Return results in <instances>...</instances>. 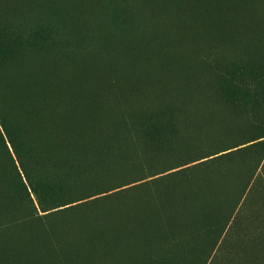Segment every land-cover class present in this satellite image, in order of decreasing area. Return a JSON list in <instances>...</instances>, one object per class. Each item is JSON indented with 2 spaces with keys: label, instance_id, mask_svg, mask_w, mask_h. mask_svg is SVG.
Returning a JSON list of instances; mask_svg holds the SVG:
<instances>
[{
  "label": "rangeland",
  "instance_id": "1",
  "mask_svg": "<svg viewBox=\"0 0 264 264\" xmlns=\"http://www.w3.org/2000/svg\"><path fill=\"white\" fill-rule=\"evenodd\" d=\"M75 1L0 0V36L19 34L24 42L8 58L12 63L18 58L17 71H3L11 64L0 58V78L17 77L31 67L38 75L48 67L68 77L90 61L103 77L100 68L113 74L119 61H135V50L144 52L156 32L148 1L139 0L141 9L137 0ZM221 1L214 0L218 8L226 5ZM258 7L254 15L263 21L252 19L264 25V2ZM250 14L242 15L248 21ZM232 15L235 22L241 17L247 23ZM231 18L227 24H235ZM249 22H238L245 28L238 24L240 35H233L240 40L238 51L231 39L234 47L228 42L221 52L216 49L220 57L212 50L221 44L209 49L200 42L206 50L191 42L198 49L190 44L185 57L166 54L155 65L141 66L165 77L173 72L175 78L134 89L108 132L114 140L109 162L115 167L93 166L101 173L93 167L81 174L64 168L50 172L33 161L0 95V113L18 145L16 152L6 135L0 139V190L8 203L0 211V264H264V27L257 23V30ZM235 26L226 29L236 32ZM247 28L256 35L245 34ZM241 29L252 37L245 36L249 43ZM237 42H252L255 49ZM128 54L133 58L126 59ZM196 65L210 70L200 89H194L191 76ZM242 74L262 78L256 102L227 94L230 75Z\"/></svg>",
  "mask_w": 264,
  "mask_h": 264
},
{
  "label": "bare ground",
  "instance_id": "2",
  "mask_svg": "<svg viewBox=\"0 0 264 264\" xmlns=\"http://www.w3.org/2000/svg\"><path fill=\"white\" fill-rule=\"evenodd\" d=\"M76 1L74 2L75 4L80 2V0H79V2L78 1L76 2ZM145 1L150 2V4L152 5V12H154V13H152V15H153L154 18H156V27H157L156 32L157 33L154 31L153 34L150 37L147 38L146 43H147L148 46H146L147 49L144 52L141 51V50H138V52H137L135 50V53L136 52L137 53H136V55L134 53L135 58L132 57L133 59L129 57V54H128V57L125 56L126 59L130 58V59L135 60V61H129L128 60L129 62H127L126 59H124V62L126 61L125 63L119 61L118 62L117 69H116V71L113 74L110 73V72H107L106 73V70L104 72L103 69L100 68L101 73L104 74L103 77L100 75V73L97 71L96 68L95 69L92 68L95 65V62H92V61H90L91 63L89 65L86 62L87 64L85 65V67L83 68V70H81V68H80L81 72H79L78 74L75 73L73 75L70 73V75L68 77L58 76L56 74H53L52 71H50L51 73L47 72L46 74L45 73H40V75L37 74L36 78H33V79H36L37 80V82L35 80V83L38 86V88H39L40 91H38V93H37V88H35L34 92L35 91L36 92L34 93V96L36 94L37 96L41 97L42 99H40L38 97V99H40V100H37V101L34 100V99L32 100L34 102V104H35V102H38L37 104L39 105V108H38V106L35 107L36 108L35 111L32 110L33 112L31 111V109L29 110L28 108H27L28 112H27L26 109H23V108H26V107H29V108L31 107L32 109L34 108L31 105L32 103H29L30 101L28 103L31 106L30 105L28 106V103L25 102V101H28V100H24L25 98H28V95H29L30 91H33L32 90L33 88H30L31 90L28 92V90H26V89H29V87L28 88L25 87V90L27 91L25 95L27 97L24 96L25 98L23 97V99L21 98L22 96L20 97L19 94L17 95V93H16V96H15V99L14 100L21 98V103L23 102L22 105H24V107L22 108V110L23 111L26 110V112H27L24 115V113L22 112V110L20 111L21 108L20 109L17 108L18 107V105H17V107L14 108L15 111H16V109H18L19 112H20V114L23 113V115H24V116L23 115H20L19 113L16 112L18 114V116H21V117H19V119H23L24 117L26 118V120L27 119H30V118L35 119L34 117L40 118V120L38 119L40 123L38 122V120L37 121L35 120V122L34 121L33 122L34 123L38 122V124H40V127L37 124L36 125L39 128L47 131L46 132L47 133L46 135H43V134H41V135H42L43 139H45V144H44L45 146L44 147L46 149H48V153H49V150L51 152L53 151L54 154L55 153L58 154V157L59 158H60L59 154L62 153L60 155H62L63 157L66 156L65 158H67V156L69 158H71V160H72V158H74L75 160H73V161H77L76 158H78L80 160L81 157H86L88 159L89 155L90 154H93L91 156H94V159L93 160H95V158H96L95 156L100 153V151H98L97 148H99L100 145L105 140L107 141V139H108L107 136L110 137V134L108 135V132H109V128L112 126L111 123H114L115 124V121L114 122L112 121L113 119H115V116H117L115 114L117 113V111L123 105L124 106L126 105L125 103H127L130 100L131 96L134 93V89H141L145 85L146 86H149V85L152 86V84H156L159 81L165 80L167 82V80L169 81V80H171V79L173 80L175 78L173 72L170 75H168V77H165V76H163L161 74L155 73L154 70H152V69L149 70L150 68H148V69H144V67L141 68L142 65L147 64V65L151 66L150 65L151 63H153L155 65V63L158 62V60L160 59V57L163 56V55H166V54L171 55V58L172 59L173 58H178L177 55H180V56H184L185 57L186 56V55H184L186 53L185 51H187V49L190 47L191 42H193L194 44L195 43H198L199 44L200 42H202V43H204V45L205 44L208 45L207 47H209V49H210V45L212 46V44H215V46H216V44H218V45L221 44L220 45L221 47H215V49L212 48V49H214L212 51L215 52V53L214 52H212V53L213 54H216L219 51L221 52L222 51L221 48H223L222 45H226L228 42L230 44H232L231 42L233 40H234L233 43H235L236 41H238V42L240 41V40H238L236 38H237V36L239 34V29H237V26L241 25L238 22H241L242 23V21H243V23H244V20H241L240 19L241 18L240 16H242V19L244 18V16L242 14H244L246 16V14L252 13V14H250L249 17H246V18H248V21L244 18L247 21V23L249 21H250L249 23H251L255 19H256V21H258V18L261 21V18L259 16V13H258V17H256L254 14H256V12H258L257 7L258 6H262L263 5V2H264L263 0H226V2H225V0H223V2H224L223 3L220 0L223 4H226V5L223 6L222 3L220 2L223 7L218 8L219 6H216V5L219 3V1H218V3H216L217 1L214 2V0H213L214 3L212 2L213 4L210 3L211 5H214V6H211V7L203 6V4H205L203 2H207L209 0H206V1H203V2H201L202 0L201 1L200 0L199 1L198 0H142L141 4L143 2H145ZM209 2H208V4H209ZM218 5H220V4H218ZM4 6L7 7L8 4L4 3ZM254 7L256 8V11H254L255 13L252 12V9ZM258 9H260L259 11H262V8H259L258 7ZM236 12H237L238 15H235L234 14ZM232 14H234V16ZM231 15H232V17H236V16H239L240 15L239 16L240 18L238 19L239 21L236 20V22H235L234 18L233 19L231 18ZM252 15L255 16L254 17V20L252 19V17H253ZM229 17L231 18V20H234L235 24L237 23L236 26H235V24L233 23V21H231V23L229 22V24H232L237 29L236 32H235V30L233 32L231 31L233 34L230 32V28H229V27H232L231 25L226 29V27L229 25V24H227L228 23L227 21H228ZM236 19H237V17H236ZM245 23L243 24V26L245 25ZM257 23L259 24L260 22H257ZM257 23H255V21H254V24H256L255 27L257 26ZM251 24H253V22ZM260 24H262V23H260ZM248 26H249V24H248ZM250 26H249V28L253 27V26H251V27ZM257 27H259V26H257ZM263 27H264V25H263ZM244 28L245 27H243V29ZM249 28H247L248 29L247 30L248 32H246V30H245V34L246 33H249V32L251 34V31H249ZM254 28H252V29H254ZM243 29H241L240 32L241 33L243 32V34H244V30ZM257 30H258V28H257ZM253 32L255 34V31H253ZM253 32H252V34H253ZM235 33H237V36L235 38L236 40L235 39L232 40V38H234L233 35ZM245 34H244V36L242 35V38L244 37L243 39H245L247 41V39L249 38V35L250 34H247V35H245ZM252 34H251V36H252ZM262 35H261L260 38H262V37L264 38V36H262ZM245 36H248V38L245 37ZM252 37H251V39L250 38L249 39L252 40ZM156 38H158V39H156ZM240 39H241V37H240ZM245 40H244V42H245ZM255 40H256V38H255ZM259 40L260 39H258V45H259ZM262 40L263 39H261V42H262ZM117 42H118V40H117ZM122 42L120 41V44ZM247 42H245V43H247ZM202 43H200L199 45H202V47L204 48V46H203ZM229 43H228V46H230ZM241 43H243V42H241ZM241 43L240 44L238 43L239 44V47L242 46ZM120 44H119V46H120ZM194 44H191V45L193 46ZM262 44H264V42ZM199 45H196V46H199ZM247 45L250 46V47H253L252 49H255L254 44L252 45V42H251L250 45L249 44H246L245 45L246 46V49H248ZM187 46H189V47H187ZM192 46H191V48H192ZM196 46H193V48L196 47ZM228 46H226V47L228 48ZM231 46H233V44ZM202 47H200V49ZM213 47H214V45H213ZM250 47H249V50L251 49ZM196 48H194V49H196ZM217 48H218V50L219 49H221V50L218 51V50H216ZM227 48H225V49H227ZM234 48L235 49L236 48L238 49L237 44H236V47H234ZM261 48L263 49V47H261ZM123 49H125V48H123ZM204 49L208 50L207 48H204ZM237 49H236V51L240 50L241 48L238 49V50ZM259 49H260V46H259ZM196 52H197V50H196ZM200 52H201V54L203 53V51H201V50H200ZM240 52H242V51H240ZM193 53H195V50H194ZM130 54H131V52H130ZM195 54L197 55V53H195ZM206 54H209V53L206 52ZM221 54L222 53L218 54L219 56L217 55V57H220ZM197 56H199V55H197ZM212 56H215V55H212ZM199 57H201V56H199ZM207 57H206V59H208V60L211 58V57H208V58ZM201 58H203V57H201ZM214 58L215 57H212L211 59L213 60ZM203 59H200V60L203 61ZM217 59H215V60H217ZM198 60H199V58H198ZM204 62H205V60H204ZM219 62H220V60H219ZM200 63L201 62H199V64ZM215 63H217V61H215ZM169 64L172 65L173 64L172 61L169 62ZM198 65H196V67H194L195 70H192V73H191V76L194 77V84H193L194 85V89H197V88L200 89V87H201L202 84L199 85V83L201 82V80H202L201 83H203V80H206V82H207V80L209 79V78H207V76H206L207 74L205 72V71H207V68L205 69L203 66H201V67H203L205 69L204 71H202L203 68L201 69ZM209 65H212V64L209 63ZM213 65H216V64H213ZM118 67L119 68H122L123 70L122 69L120 70ZM198 67L201 70H199ZM209 72H210V70H209ZM209 72H208V77L210 75ZM192 81H193V78H192ZM33 83H30V84L32 85ZM30 84H29V86H31ZM10 85H9V87L7 86L8 87L7 89H10ZM36 85H35V87H36ZM27 86H28V84H27ZM175 86H176V83H175ZM202 86H204V83H203ZM11 88H13V87H11ZM194 89H192V90H194ZM13 90H15V89H12V91ZM202 90H204V89H202ZM210 90H211V88H210ZM213 90H215V89H213ZM10 91H8V92L10 93ZM12 91H11V93L13 94V92H15V91H13V92ZM23 93H25V92H23ZM197 93H200L199 90L197 91ZM216 94H217V91H216ZM14 95H13V97H14ZM20 95H21V93H20ZM196 95H198V94H196ZM211 95L212 94H210V96ZM11 96L12 95H10V99H11ZM17 96L19 98H17ZM29 98H30V95H29ZM211 98L209 100H207V102L208 101H212L213 98H212V100H211ZM43 99H44V101H43ZM12 101H13V99H12ZM19 101L20 100H18V103H20ZM39 101H40V103L43 101V103L39 104ZM21 103H20V105H21ZM24 103H26V105ZM118 113L120 114V112H118ZM22 116H23V118H22ZM25 118H24V121H25ZM195 120H197V119H195ZM198 121L199 120H197L195 122L198 123ZM204 121H207V120H204ZM195 122L193 121L194 124H195ZM199 122L201 123V120ZM29 124H31L30 126L33 125L32 122H30ZM194 124H192V126ZM202 124L204 125V123H201V125ZM205 124H206V122H205ZM34 125L32 127L35 128V130H37L38 127L36 125L34 127ZM23 126L25 127L26 124L25 125H22V127ZM27 126H29V125H27ZM195 126H197V124H195ZM195 126H193L194 129H196ZM32 127H31V130H32ZM36 127H37V129H36ZM187 127H188V129L189 128L191 129V127H189V126H187ZM202 127L200 129L197 126V128L200 129V130H202V131L206 130V129H202ZM204 127H206V126H204ZM214 128H215V130H217L215 126H214ZM26 129H27V127H26ZM28 129H30V127ZM194 129H192V130H194ZM192 130H191V132H192ZM188 131L190 132V130H188ZM188 131H187V133H188ZM193 132L195 133V130ZM197 132H199V131H197ZM210 132H211L210 134H212V131H210ZM200 133H202V132H200ZM200 133H199V135L201 137L202 134H200ZM207 133H208V131H207ZM117 134H120V133H117ZM191 134L193 135V133H191ZM114 135H115V133H114ZM178 136H177V138H178ZM204 136L205 135H203V138H204ZM37 137H38V141H40L41 138H42L41 136L40 137L37 136ZM114 137H116V135ZM208 137H209V135H208ZM112 138H113V135H112ZM190 138L193 139V136L190 137ZM195 138L197 139V137H195ZM116 139H115V141H116ZM186 139L188 140V138H186ZM110 140L108 141V143L106 145H108V144L111 145L110 143L114 141V140L113 141L111 140V142H110ZM35 141L37 142V140H35ZM119 143H121V141ZM37 144H38V142H37ZM39 145L42 147V145L40 143H39ZM106 145H103V146H106ZM123 145H122V147H123ZM125 145L128 147L127 144H125ZM103 146H101V147H103ZM122 147H120L121 150L124 149ZM32 148H35V150H37L36 149L37 148L36 146L35 147H32ZM110 148H112V147H110ZM117 148H118V146H117ZM120 148L117 149V151L120 150ZM46 149H45L44 153L46 152ZM104 149H106V148H104ZM39 150L41 151L42 149H39ZM96 150L99 153L95 152ZM101 150H103V148H101ZM127 151H130V150H128V148H127ZM36 152H39V151H35V153ZM94 152H95V154L96 153L97 154L94 155ZM54 154L52 153V156ZM56 154H55V157L57 156ZM33 155H34V153H33ZM50 155H47V156L49 157ZM91 156L89 158H91ZM105 156H106V153L103 156V158L101 157L100 159H104ZM50 158H52V157L50 156ZM65 158H63V159H65ZM86 158H84V160ZM87 159H86V162L85 163L88 164L89 162H87ZM100 159H99V161H100ZM106 159L107 158H105L104 161H106V163H108V161ZM121 159H122V157H121ZM55 160H53V162ZM79 160H78V162H81ZM84 160L82 159V161H84ZM91 160L92 159H90V161ZM96 160H98V159H96ZM118 160H119V158H118ZM120 160L118 161L119 163H121V161H122V160L121 161ZM41 161L43 162V159ZM101 161H103V160H101ZM117 161H116V163H117ZM68 162H69V160H68ZM68 162H67V164H68ZM70 162L72 163V161H70ZM59 164L60 163H58V165ZM63 164L62 165L65 166V163H63ZM79 164L80 163H77L76 166H78ZM87 164H85L86 167H89L90 168L89 170H92L91 168L93 167V164L94 163H92V167H90L89 164H88L89 166H87ZM113 164H115V162H113ZM85 165L83 167H84V169H87V168H85ZM111 165L109 166L110 168H111ZM115 165L117 166V164H115ZM122 165H124V164H122ZM94 166H96V165L94 164ZM71 167L73 168V164L71 165ZM83 167L82 168L81 167H78L79 170H80V174H81V170L83 169ZM96 167H93V170H96L97 169ZM113 167H115V166H113ZM118 167H120V166H118ZM78 168H76V170ZM94 168H96V169H94ZM55 170H57V169H55ZM67 170H69V169H67ZM79 170H78V173H79ZM115 170H116V168H115ZM84 171L86 172V170H84ZM102 171H99L98 170V172H100V173ZM50 172H51V170H50ZM74 172H76L75 169H74ZM85 172L82 173L84 175V177H85V174L88 173V172H86V173ZM76 173H74V174H76ZM95 173H96V171H95ZM68 175H69V172H68ZM72 175H73V172H72ZM72 175H70V176H72ZM83 175L81 177H83ZM88 175H89V173H88ZM74 176H76V175H73V178H74ZM77 177H78V175L75 178H77ZM5 198H7V197H5ZM5 204L8 205L7 202ZM5 204H4V206H5ZM130 219H131V217H129V220ZM129 232L130 233H133V232L135 233V231L132 232V230H129ZM142 233H146V232H142ZM159 233L160 232H157L156 234H159ZM123 234H124V232L121 233V235H123ZM146 234H145V236H146ZM148 235L150 236L151 234H148ZM145 236L143 237V235H142V239L143 238H146ZM157 236H159V235H157ZM124 237L125 236H123V238ZM152 238H154V237H152ZM148 239H150V237Z\"/></svg>",
  "mask_w": 264,
  "mask_h": 264
},
{
  "label": "trees",
  "instance_id": "3",
  "mask_svg": "<svg viewBox=\"0 0 264 264\" xmlns=\"http://www.w3.org/2000/svg\"><path fill=\"white\" fill-rule=\"evenodd\" d=\"M138 1V3L140 4V1L139 0H137ZM199 1V0H198ZM201 1V0H200ZM203 1H206V0H202L201 2H203ZM210 1V0H209ZM209 1H207V2H203V3H205V4H203V6H206V7H211V6H214V5H211V4H213L212 3V0L209 2ZM208 2H209V4H208ZM225 2H226V0H225ZM207 3V4H206ZM211 3V4H210ZM140 9L142 8V6H141V4H140ZM21 35V34H20ZM23 36L21 35V36H19V34H16V35H12V34H7V33H4L2 36H0V58H4L5 57V61L6 62H9L10 64H11V66H8L5 70H3V71H17V68H16V66H15V63H16V61H17V59L12 63V62H10V60H8V58H14L15 56H16V51L17 50H21V46L23 45V38H22ZM21 55V54H20ZM19 55V56H20ZM18 56V57H19ZM85 67V65L83 66V67H81V70H83V68ZM15 68V69H14ZM45 69H46V73L47 72H49L50 71V69L51 68H48V67H45ZM80 69H78L76 72H80L81 71ZM22 72L23 71H21L20 72V74L17 76V77H15V75L13 74L12 75V78H7V79H5V80H3V78L1 77L0 78V95H1V104H2V107H3V109H4V111H5V113L10 117V119H12L13 120V122H14V124H15V126H16V129H17V131H18V133H19V135H20V139H21V137L25 140V142H26V144H27V149H29V152H30V154H31V158H32V160L33 161H35L36 163H42L43 165H45L46 167H48L50 170H53L55 167V169H59V171H60V169L61 168H64V169H69L70 171L71 170H74V169H76V168H78V167H83L85 164H87V163H85L86 162V157H81L83 160H84V158H86L84 161H82V159L80 158V160L78 159V158H76V160L77 161H73V160H75L74 158H72V160H71V158H69L68 156H67V158H65L66 156H62V155H60V154H62V153H60L59 154V156H60V158L58 157V154H56L57 156V158L55 157V154H54V152L52 151H50L49 150V153L51 154H49L48 153V149H46L44 146V144H45V139H43V137H42V130L39 128L40 127V124H38V122H39V120H40V118H36V117H34L35 119H33V118H30V119H27L26 120V118H25V121H24V118H23V116L28 112V110H27V108L30 110L31 109V111L32 110H34L35 111V107L36 106H38V108H39V105L37 104L38 102H35V104H34V102L32 101L33 99L34 100H40V99H42L41 97H39V96H37L36 94H35V96H34V93L36 92H34V90H35V88H37V93H38V91H40L39 90V88H38V86L36 85V83H35V80L36 79H33V78H36V76H37V74H35V72H36V67H34V68H28V70H26L23 74H22ZM45 73V72H44ZM6 75V74H5ZM231 76V80H229V81H227V84H226V88H227V94L228 95H230L233 99H236V100H239V101H249V100H252L253 101V99L255 98L256 99V101L258 100V97H259V95H260V83L262 82V78L261 77H255L254 76V74H249V75H230ZM32 82H31V81ZM11 82V83H10ZM29 82V83H28ZM35 84H34V83ZM36 82H37V80H36ZM28 84V86H27V84ZM30 83H33L32 85L30 84ZM11 84V85H10ZM29 84L31 85V86H29ZM38 84V83H37ZM9 85H10V89H7L8 87H9ZM13 85V86H12ZM35 85H36V87H35ZM8 86V87H7ZM15 86V87H14ZM11 87H13V88H11ZM25 87L26 88H28L29 87V89H26V90H28V92L31 90L30 88H33L32 90L33 91H30V93H29V95H30V98H29V95H28V98H25L24 96H26L25 94H26V90H25ZM12 89H15V90H13V91H15V92H13L12 91ZM12 91L13 92V94L11 93V91H10V93L8 92V91ZM24 90V91H23ZM9 94H8V93ZM23 92H25V93H23ZM16 93H17V95L19 94V96L23 99V97L25 98L24 100H28V101H25V102H29V103H32L31 105H32V107H34L33 109L30 107H26V108H23L24 107V105H22L23 104V102L21 103V98H19L18 96H17V98H19V99H16V100H14L15 99V96H16ZM20 93H21V95H20ZM8 94V95H7ZM15 94V95H14ZM24 94V95H23ZM10 95H12L11 96V99H10ZM13 95H14V97H13ZM33 96V97H32ZM27 97V96H26ZM38 97L40 98V99H38ZM37 98V99H36ZM12 99H13V101H12ZM18 100H20L19 102L21 103V105H20V103H18ZM12 103H11V102ZM43 101H44V99H43ZM43 101L41 102V103H43ZM256 101H253V102H256ZM16 102V103H15ZM14 103V104H13ZM28 103V106L30 105ZM40 103V101H39V104H41ZM25 105H26V103H24ZM14 105H16L15 107L12 106ZM17 105H18V107H17ZM20 105V106H19ZM30 105V106H31ZM34 105V106H33ZM21 108L20 109V111L22 110V108L23 109H26L27 110V112H26V110H22V112L24 113V115H23V113L22 114H20V112H19V110L18 109H16V111H15V109L14 108ZM19 113L20 115H23L22 116V118L23 119H19V117H21V116H18V114L17 113ZM33 112V111H32ZM39 119V120H38ZM20 120V121H19ZM29 120V121H28ZM31 120V121H30ZM35 120L37 121L38 120V122H36V123H34L35 122ZM34 121V122H33ZM30 122H32L33 123V125L35 124H37L36 126L38 127V129H37V127H36V129L37 130H35V128H33L32 126H30L31 124H29ZM40 123V122H39ZM26 124V126L24 127H22V125H25ZM27 125H29V126H27ZM35 125H34V127H35ZM0 126L2 127V129H3V131H1V129H0V139H4V135H6V137H7V139L10 141V143L12 144V146L14 147V149L16 150V152H18V145H17V143H16V141H15V138L13 137V135L11 134V132H10V130H9V125H8V123H7V121H5V116H3L1 113H0ZM26 127H27V129L30 127V129H26ZM31 127H32V130H31ZM40 134V135H39ZM37 136H41L42 138H41V140L40 141H38V137ZM35 140H37V142H38V144H37V142L35 141ZM109 140H110V137H109ZM31 141V142H30ZM113 141V140H112ZM34 142H36V144H37V151H39V152H36L35 153V148H32V146H33V144H34ZM33 143V144H32ZM39 143L42 145V147L39 145ZM108 143V140L106 141H104L101 145H100V147L99 148H97L98 149V151H100V153L99 152H97V150L95 151V152H97V153H99V154H95V152H94V155H96L95 157V160L96 159H98V160H93L94 159V156H91V155H93V154H90L89 155V157L91 156V158H89L88 157V159H87V162H89L88 164L90 165V167H92V163H94L95 165H98V164H102V165H104L105 167H107L108 169L110 168L109 166L111 165V163L109 162V158L108 157H110L109 155V152H110V147L112 146V143L113 142H111L110 144L111 145H106ZM39 145V146H38ZM103 145H106V146H103ZM101 146H103V147H101ZM44 147V148H43ZM101 148H103V150H101ZM104 148H106V149H104ZM30 149H33V150H30ZM39 149H42L41 151L39 150ZM45 149H46V152L44 153V151H45ZM105 150V151H104ZM32 151L34 152V155H32ZM104 152V153H103ZM38 153V154H37ZM44 153V154H43ZM48 153V154H47ZM52 153L54 154L53 156H52ZM105 153H106V156H105V158H107L106 160L108 161V163H106V161H104V159H100L101 157L103 158V156L105 155ZM108 153V154H107ZM43 154V155H42ZM104 154V155H103ZM47 155H50L52 158H50V156L48 157ZM44 156V157H43ZM98 156V157H97ZM47 157V158H46ZM93 157V158H92ZM50 158V159H49ZM57 160H55V159ZM63 158H65V159H63ZM69 158V159H68ZM43 159V162L41 161ZM55 160L54 162H53V160ZM62 161H61V160ZM69 160V162L70 161H72V163L70 164L69 162H68V160ZM90 159H92L91 161H90ZM99 159H100V161H99ZM39 160V161H38ZM60 160V161H59ZM78 160L79 161H81V162H78ZM89 160V161H88ZM101 160H103V161H101ZM66 161V162H65ZM67 162H68V164H67ZM76 162V163H75ZM99 162V163H98ZM101 162V163H100ZM54 163V164H53ZM58 163H60L59 165H58ZM63 163H65V166H63L64 164ZM77 163H80L78 166H76L77 165ZM85 163V164H84ZM97 163V164H96ZM57 164V165H56ZM63 164V165H62ZM73 164V168L71 167V165ZM87 164V166H89ZM94 164H93V166H94ZM61 165V166H60ZM59 166V167H58ZM69 168H68V167ZM76 166V167H75ZM53 167V168H52ZM58 167V168H57ZM75 167V168H74ZM80 168V169H81ZM84 168V167H83ZM85 168H86V165H85ZM114 167H113V165H111V168L109 169V170H111V169H113ZM79 169V168H78ZM50 188H52V185H50L49 186ZM3 197H5V195H4V193H2V191L0 190V211H3L4 209H6L7 208V204H5L6 202H5V199L3 198ZM2 198V199H1ZM4 199V200H3ZM4 204H5V206H4ZM3 205V206H2Z\"/></svg>",
  "mask_w": 264,
  "mask_h": 264
}]
</instances>
